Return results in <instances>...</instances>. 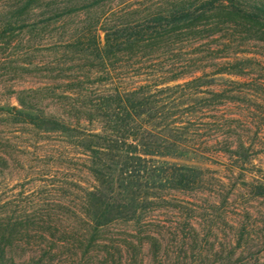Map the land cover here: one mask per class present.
Returning <instances> with one entry per match:
<instances>
[{
	"label": "trees",
	"instance_id": "obj_1",
	"mask_svg": "<svg viewBox=\"0 0 264 264\" xmlns=\"http://www.w3.org/2000/svg\"><path fill=\"white\" fill-rule=\"evenodd\" d=\"M10 2L0 39L83 16L59 39L67 59L48 64L66 81L62 95L23 90L18 108L0 107L57 135L78 174L0 208V264H89V254L95 264H205L178 255L199 246L184 203L208 188L206 165L233 171L252 158L239 131L247 116L222 111L264 86L250 48L264 43V0ZM252 188L264 196V183Z\"/></svg>",
	"mask_w": 264,
	"mask_h": 264
},
{
	"label": "rangeland",
	"instance_id": "obj_2",
	"mask_svg": "<svg viewBox=\"0 0 264 264\" xmlns=\"http://www.w3.org/2000/svg\"><path fill=\"white\" fill-rule=\"evenodd\" d=\"M117 1L123 2L115 9L137 5L140 0ZM9 3L10 0H0V19ZM82 19L83 16L67 19L66 24L57 23L52 31L41 34L21 32L13 37L11 33L0 39V107L18 108L16 95L23 90L62 95L67 89L66 81L58 72L50 74L48 67L67 59L59 39L66 30L73 29L69 27L74 23L80 26ZM250 48L264 64V43ZM255 76L264 83V70L258 68ZM223 109V114L234 111L247 116L239 131L246 145L253 147V155L249 162L234 163L233 171L226 164L206 165L212 186L208 184L204 193L187 196L186 203L181 200L191 209L187 211L195 230L189 232L196 236L199 246L194 252V245L185 244V238H181L178 244L185 245L178 249V255L184 262L199 255L205 264H226L235 259L242 264H264V196L251 192L252 185L264 183V86H257L254 95H238L235 105ZM65 154L57 135L13 123L0 111V208L15 196L46 197L53 192V185L77 175L76 158L70 154L71 161ZM65 166L71 169L66 170ZM145 249L137 252L138 260L146 254ZM90 255L85 261L95 264Z\"/></svg>",
	"mask_w": 264,
	"mask_h": 264
}]
</instances>
